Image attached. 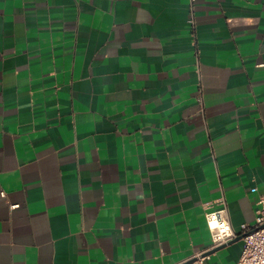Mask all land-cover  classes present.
Wrapping results in <instances>:
<instances>
[{"label":"crops","instance_id":"1","mask_svg":"<svg viewBox=\"0 0 264 264\" xmlns=\"http://www.w3.org/2000/svg\"><path fill=\"white\" fill-rule=\"evenodd\" d=\"M262 195L264 0H0V264H236Z\"/></svg>","mask_w":264,"mask_h":264},{"label":"built area","instance_id":"2","mask_svg":"<svg viewBox=\"0 0 264 264\" xmlns=\"http://www.w3.org/2000/svg\"><path fill=\"white\" fill-rule=\"evenodd\" d=\"M219 207L205 213V222L211 235V247L231 241L236 233L229 222L224 200L219 201ZM242 248L236 264H264V195L260 196L255 209L252 225L242 224ZM195 264H203V256L196 255Z\"/></svg>","mask_w":264,"mask_h":264},{"label":"water","instance_id":"3","mask_svg":"<svg viewBox=\"0 0 264 264\" xmlns=\"http://www.w3.org/2000/svg\"><path fill=\"white\" fill-rule=\"evenodd\" d=\"M242 238V235H237V237H234L231 241H229L228 243H226V244H221V245H219V246H217V247H214L212 250H217V249H219V248H221V247H223V246H225V245H227V244H230V243H232L233 241H235L236 239H241ZM207 253H205L204 255H206ZM204 255H202V256H204ZM195 260H196V258L194 257V258H191L190 260H188V261H186L185 263H183V264H192L193 262H195Z\"/></svg>","mask_w":264,"mask_h":264}]
</instances>
